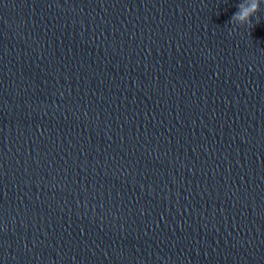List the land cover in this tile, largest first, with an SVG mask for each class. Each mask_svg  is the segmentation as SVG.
<instances>
[{"label":"clouds","instance_id":"clouds-1","mask_svg":"<svg viewBox=\"0 0 264 264\" xmlns=\"http://www.w3.org/2000/svg\"><path fill=\"white\" fill-rule=\"evenodd\" d=\"M262 2L264 0H241L237 5L238 11L233 14L229 23L240 26H251L252 18L260 11Z\"/></svg>","mask_w":264,"mask_h":264}]
</instances>
